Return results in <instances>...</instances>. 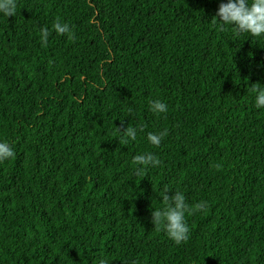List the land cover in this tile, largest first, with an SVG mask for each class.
<instances>
[{
  "label": "trees",
  "instance_id": "obj_1",
  "mask_svg": "<svg viewBox=\"0 0 264 264\" xmlns=\"http://www.w3.org/2000/svg\"><path fill=\"white\" fill-rule=\"evenodd\" d=\"M220 2L16 0L0 15V140L14 152L0 161V264H264V35L221 31ZM145 152L160 163L137 172ZM164 185L206 201L179 244L150 222Z\"/></svg>",
  "mask_w": 264,
  "mask_h": 264
},
{
  "label": "clouds",
  "instance_id": "obj_2",
  "mask_svg": "<svg viewBox=\"0 0 264 264\" xmlns=\"http://www.w3.org/2000/svg\"><path fill=\"white\" fill-rule=\"evenodd\" d=\"M16 0H0V15L5 17L12 16L15 12ZM216 26L225 31L226 28L234 29L237 33H249L252 36L264 35V0H223L213 17ZM53 30L57 34H67L69 37L74 34L68 23H54ZM49 31L47 28L40 29V39L47 42ZM254 104L257 108L264 107V87L254 90ZM148 110L153 114H163L168 110L167 104L160 99L148 101ZM120 133V139L124 144L134 142L137 138V129L135 127H125ZM167 134V130L159 132H149L146 135V142L152 146H159L162 139ZM14 155L12 146L0 140V161L11 158ZM136 171H145L148 168L159 165V159L151 152L137 154L133 157ZM169 187L164 185L155 196L163 202L161 207L154 208L151 213V224L156 229L163 228L167 237L176 244L188 239L189 225L185 216L191 215L197 211L206 209V201H198L194 205L186 202L185 195L180 191H172L168 195ZM96 264H110L107 257L97 259Z\"/></svg>",
  "mask_w": 264,
  "mask_h": 264
}]
</instances>
